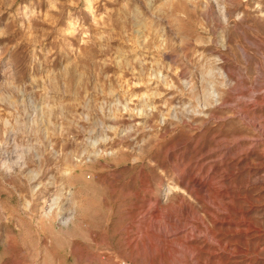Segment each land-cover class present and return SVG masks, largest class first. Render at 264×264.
I'll list each match as a JSON object with an SVG mask.
<instances>
[{
	"label": "rangeland",
	"instance_id": "374dc122",
	"mask_svg": "<svg viewBox=\"0 0 264 264\" xmlns=\"http://www.w3.org/2000/svg\"><path fill=\"white\" fill-rule=\"evenodd\" d=\"M0 264H264V0H0Z\"/></svg>",
	"mask_w": 264,
	"mask_h": 264
},
{
	"label": "bare ground",
	"instance_id": "6f19581e",
	"mask_svg": "<svg viewBox=\"0 0 264 264\" xmlns=\"http://www.w3.org/2000/svg\"><path fill=\"white\" fill-rule=\"evenodd\" d=\"M245 119V118H244ZM178 171H179V182L175 185V186H169V187H167V189H166V192H165V198L166 199H168L170 196H171V194H175L176 195V197H179L180 199H179V202H180V204H178V206L176 207V208H174V207H172L171 208V210L172 211H170L171 213H175V212H179V211H181V209L184 207V200L181 198L182 196H180L181 194L180 193H186V194H188V195H191V196H194L195 197V199L196 198H198V193H199V191H201V190H206L207 191V189L208 188H204V183H202L203 185H201V187L200 186H198V185H196V184H193V183H191L189 180H190V178H192L193 180H196L197 179V177H194V176H192V177H190V174L188 173V172H186L185 171V169L184 170H179L178 169ZM195 175H196V173H195ZM178 177V176H177ZM209 185V184H208ZM208 187V186H207ZM210 190V189H209ZM214 190V191H213ZM212 191H211V194H208V195H204L203 197H204V200H207V201H215V199L218 197V194H219V190L218 189H216V188H214ZM207 193V192H206ZM185 195V194H184ZM193 197V198H194ZM191 198V197H190ZM217 200V199H216ZM191 209V208H190ZM169 212V211H168ZM167 226L169 225V224H166ZM170 226H174V224L173 225H170ZM169 227V226H168ZM146 238V241H145V239H143V241H145V243H147V247L148 248H151V249H153L154 248V243H156V241L158 240V235L157 234H154V236L152 237V236H148V235H146L145 236ZM144 243V242H143ZM136 245V244H135ZM134 245V246H135ZM132 247V246H131ZM144 248H145V244H144V246H143ZM163 249V248H162ZM159 250V249H158ZM174 250H176V248L174 249ZM170 255H171V258H173V259H175L177 262H179L180 261V259H179V257H178V255H174V254H172L171 252H170Z\"/></svg>",
	"mask_w": 264,
	"mask_h": 264
}]
</instances>
